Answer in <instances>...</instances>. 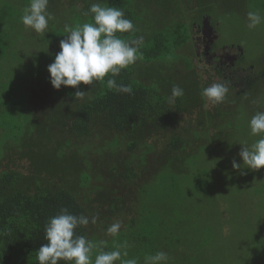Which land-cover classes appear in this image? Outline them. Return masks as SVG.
I'll use <instances>...</instances> for the list:
<instances>
[{"label": "trees", "instance_id": "1", "mask_svg": "<svg viewBox=\"0 0 264 264\" xmlns=\"http://www.w3.org/2000/svg\"><path fill=\"white\" fill-rule=\"evenodd\" d=\"M94 2L49 0L53 18L48 32L41 35L25 28L20 19L30 0H0V63L7 64L0 65V264H37L36 252L46 243L45 225L61 208L90 221L97 217L96 223L79 227L76 233L97 244L95 239H104V251L110 242H121L122 236L127 241L133 227L156 225L158 231L168 212L184 216V200L172 195L151 204L155 222H149L145 191L189 171L188 159L205 130L217 143H225V153L230 152L229 132L222 127L237 119L245 106L253 114L260 110L250 103L264 80L245 93H228L220 104L201 95L211 83L208 69L197 61L191 35L202 16H209L211 0H101L102 6L118 7L132 20L136 31L118 33L121 38L143 37L140 58L115 77L117 83L130 85L132 94L109 90L110 74L94 86L81 83L78 88L54 89L47 67L66 38L65 26L91 22L83 13ZM243 4L232 3L230 9L240 11ZM34 46L44 51L40 61L26 59L24 50ZM173 86L182 88L184 95L170 103ZM78 90L86 92L82 98L75 97ZM195 113L198 130L184 135L182 116ZM126 213L131 217L122 219ZM114 223L121 225L115 236L107 231ZM180 227L177 222L173 232ZM184 234L170 240L168 264L182 257L180 243L191 239ZM199 250L197 262L204 260ZM157 251L145 250L148 256Z\"/></svg>", "mask_w": 264, "mask_h": 264}, {"label": "rangeland", "instance_id": "2", "mask_svg": "<svg viewBox=\"0 0 264 264\" xmlns=\"http://www.w3.org/2000/svg\"><path fill=\"white\" fill-rule=\"evenodd\" d=\"M232 3L234 6L239 5L236 0H223L221 6L217 5L218 2L215 0H211L210 9L206 11L220 33L216 45L219 47L230 43L232 36L242 37V44L240 43L242 48L247 55L252 56V59H248L264 65V23L254 29L247 27L249 11H258L264 15V0H247L240 11L230 9ZM194 14L196 15V12ZM180 16H183V11ZM200 16L199 12L197 18ZM12 51L15 49L9 51L10 55ZM24 52L28 53L27 60L40 61L42 60L40 54L44 51L34 46L33 49ZM176 59L182 63L185 61L183 57ZM0 65L3 68L7 67L3 60ZM254 94L256 99L250 104L259 108L258 112H264V81L258 85ZM246 109L247 106L240 110L237 119L230 121L229 126L222 127L224 132H229L226 138L228 144H231L230 152L225 153V143H217L212 133L205 130L201 133L203 137L199 135L196 142V153L188 159L189 171L177 175L173 181L168 180L166 183L158 181L156 185L151 184L145 191L146 215L152 218L149 222H155L151 204L154 205V201L169 200L172 195L178 196L176 199L184 200L182 202L184 216L175 211L168 212V215L165 214V223L158 231L156 225L144 224L143 229L133 227L129 230L131 236L127 241L124 239L125 236H122L121 242H110L109 249L119 248L122 253L127 251L128 255L126 257L122 255V259L135 258L137 264H145V257L148 256L145 250L148 252L159 249L167 253L171 249L170 240L178 239L179 236L185 237L186 233L191 239L187 243H180L179 252H182V257L177 256L174 264H264V167L258 170L232 168L233 160L242 164L238 155L242 147L240 144L250 146L260 138L250 132L248 121L253 109L250 106L248 111ZM196 116L197 113L182 116L184 118L180 128L184 135L198 130ZM188 188L191 193L186 192ZM190 194L191 198L185 197ZM169 205L171 206V203ZM125 216L126 218L122 219L131 217V213H126ZM177 222L181 227L173 232ZM137 238L138 242L135 244L134 240ZM149 239H153L154 242ZM95 241L101 242L104 239ZM109 249L106 251H110ZM199 249L203 250L204 260L197 262L201 258ZM97 252L98 249L93 250V261ZM116 262L121 264V261ZM169 262L171 259L168 257L167 264Z\"/></svg>", "mask_w": 264, "mask_h": 264}, {"label": "clouds", "instance_id": "3", "mask_svg": "<svg viewBox=\"0 0 264 264\" xmlns=\"http://www.w3.org/2000/svg\"><path fill=\"white\" fill-rule=\"evenodd\" d=\"M48 4L49 0H30L20 17L25 28L41 35L48 32L49 20L53 18L48 11ZM83 15L90 16L91 22L65 26L66 38L60 41V51L47 67L51 86L56 90L62 85L78 88L81 83L94 86L97 82H105V77L110 74L106 87L131 95V86L117 83L115 77L140 58L139 48L143 37L131 41L121 38L118 33L136 31L132 20L118 7L102 6L101 0L92 3ZM247 21V27L254 29L264 23V15L258 11H249ZM228 92L227 84L213 83L203 88L201 95L212 104H220L226 100ZM85 93L78 90L75 97L82 98ZM183 95L182 88L173 86L168 100L174 103L176 98ZM248 127L252 135L260 138L250 146L240 144L242 147L238 155L242 164L233 160V169L258 170L264 167V112H256L248 121ZM96 220L95 216L90 221L88 216L72 214L67 208H61L45 225L46 243L36 252L37 264H59L61 260L65 264H114L116 261H121V264H137L135 258L122 259V255H128L127 251L122 253L119 248L104 251L105 242L97 244L83 235H77V228L85 227L90 222L94 224ZM120 228V223H114L107 231L115 236L119 234ZM94 249H98V252L93 261ZM167 261L168 255L164 251L145 257V264H167Z\"/></svg>", "mask_w": 264, "mask_h": 264}, {"label": "flooded vegetation", "instance_id": "4", "mask_svg": "<svg viewBox=\"0 0 264 264\" xmlns=\"http://www.w3.org/2000/svg\"><path fill=\"white\" fill-rule=\"evenodd\" d=\"M238 2L239 4L245 3L244 0H236V3ZM205 17H208L213 33H203L202 21ZM191 39L197 61L208 69L211 84L220 80L221 83L228 85V93L238 91L245 93L252 84L264 80V65L258 64L256 60L251 62L252 56L247 55L241 46L242 37L232 36L230 43L219 47L216 45L220 39V33L217 25L211 22L209 16L203 15L200 23L194 25Z\"/></svg>", "mask_w": 264, "mask_h": 264}, {"label": "water", "instance_id": "5", "mask_svg": "<svg viewBox=\"0 0 264 264\" xmlns=\"http://www.w3.org/2000/svg\"><path fill=\"white\" fill-rule=\"evenodd\" d=\"M202 31L203 33H213L212 26L210 25L208 17H205L202 21Z\"/></svg>", "mask_w": 264, "mask_h": 264}]
</instances>
